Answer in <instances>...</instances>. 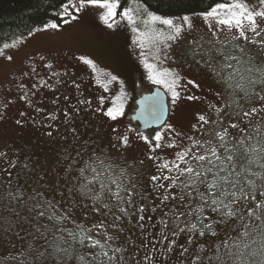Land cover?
<instances>
[{
    "label": "rangeland",
    "instance_id": "1",
    "mask_svg": "<svg viewBox=\"0 0 264 264\" xmlns=\"http://www.w3.org/2000/svg\"><path fill=\"white\" fill-rule=\"evenodd\" d=\"M61 5L52 9L48 21L61 23V18L57 17ZM103 11L89 6L76 14V20L60 29L34 31V28L30 31L32 35L29 32L7 42L16 41V45L0 56V100L7 104L6 108L0 105V152L6 153L0 157V264H20L21 260L27 259L30 245L42 251L61 235L51 227L53 221L47 219L51 211L46 207L45 218H37L35 212H29L36 201H41V196L36 193L42 194L43 201L56 205V215L68 214V219L58 225L60 228L75 232L79 231L77 225H82L101 242L105 241V234L113 237L107 243L112 248L123 249L126 264H192L197 255L201 256L200 264H240L239 248L234 246L232 256L225 255L227 249L222 241L228 240L231 244L236 240L244 231L241 222L233 218L227 225L221 224L215 235L192 237L190 243L187 233L173 237L171 232L175 225L169 223L165 229L162 219L168 220L167 213L174 208L176 201L162 203L165 190L154 186L150 179L158 174L159 163L173 159L175 153L188 144L187 137L208 138L193 129L198 123V115L210 113V105L221 107L228 99L230 90L226 84L217 82L202 65L187 55L191 41L211 38L207 23L196 15L201 11L163 12L147 8L148 12L165 18L191 17L192 27H185L180 38L171 42V48L161 53L159 66L182 77L174 104L168 89L148 79L145 55L149 56V62L154 61L147 48L141 49L137 42L138 33L133 30L134 27L142 32L147 30L141 20H137L134 26L121 19L123 10L117 9L116 23L109 28L101 19ZM142 19H147L146 15ZM150 26L169 31L159 21ZM220 38L224 39V35ZM249 47L255 49L253 45ZM164 52L167 59H163ZM7 56L12 60L9 61ZM81 57L91 59L95 69L84 63ZM110 76H116L117 80L107 84ZM41 81L50 86L41 84ZM155 88L166 92L169 116L162 126L142 130L131 120V114L137 108V100ZM25 92L28 101L22 99ZM189 96L194 99H188ZM236 98L245 110L250 107L239 99V94ZM121 104L122 116L112 120L105 115L109 107ZM225 111L232 113L241 109L233 105ZM257 119L254 118V123ZM235 122V117L226 121ZM241 126L246 127V124ZM157 132L162 136L161 147L153 151ZM124 136L128 137L127 146L120 142ZM142 136H147L153 144L143 140ZM170 144L174 146L169 147ZM97 156L110 166L103 182L111 187L112 192L117 190L116 184L111 182L113 179L127 188L136 186L139 195L134 197L132 205L120 204L107 190L100 200H94L93 197L101 191L99 183L90 185V191L82 190L85 181L81 169H87ZM151 156L160 159H149ZM84 176L91 179L90 170H86ZM17 187L24 191L22 200L27 201L26 204L8 196ZM170 191L177 192L176 189ZM34 195L35 200L30 199ZM120 207L127 208V215L120 213ZM141 207L144 208L142 212L139 211ZM141 215L144 216L142 221L139 219ZM209 219L219 220L220 217L215 213ZM101 224L103 227H93ZM164 231L168 232L169 240H176L171 252L165 251L168 240L161 243ZM63 235L69 244L72 243L66 231ZM252 239L256 240L255 244L251 243ZM239 243L240 248L243 243H248L249 248L244 252L249 253L251 249L259 248L261 239L252 233ZM74 246L78 251L68 259V264H83L78 259L81 255L87 260L92 259L87 246ZM181 246L189 251L184 253ZM217 250L221 260L209 261V257L217 255ZM145 256L152 260H145ZM248 259L260 264L259 256H249Z\"/></svg>",
    "mask_w": 264,
    "mask_h": 264
},
{
    "label": "snow or ice",
    "instance_id": "2",
    "mask_svg": "<svg viewBox=\"0 0 264 264\" xmlns=\"http://www.w3.org/2000/svg\"><path fill=\"white\" fill-rule=\"evenodd\" d=\"M133 4L135 8L123 9L120 14L121 19H126L134 26L137 20H141L144 24L146 31L142 32L138 27H134L133 30L138 33L137 42L141 49L147 48L154 61L149 62V56L145 55V67L149 70L148 79L168 89L174 104L179 96L177 88L182 77L171 69L159 66L162 60L161 53L164 49L171 48V42L180 38L185 27H192L191 17L184 15L177 18H165L148 12L147 8L137 0H133ZM89 6L104 10L101 19L109 28L116 23L120 0H66L57 13V17L61 18L60 24L55 20H50L44 22L42 28H36L34 31L60 29L63 25H69L77 19L76 14ZM144 15L147 19H142ZM196 15L207 23L211 38L207 41H191L187 55L195 63L202 65L204 70L210 73L217 82L226 84L230 92L223 106L210 105L211 112L198 115V123L193 125L197 133L208 138L202 140L199 136L187 137L188 144L175 153L173 159H164L159 163L157 165L158 174L151 176L150 179L154 182V186L165 190L162 193L161 202L176 201L174 208L167 213L168 220L162 219V224L165 229L168 228L169 223L174 224L175 228L171 235L178 237L187 233L190 243L192 237L215 235L216 229L221 224L227 225L235 218L236 221L241 222L244 231L238 234L237 239L231 244L228 240L222 241L227 249L224 254L232 256L231 249L235 246L240 250V264H257L254 259L249 261V256H259L260 264H264V115H262L264 114V0H255L254 3L251 0H219L207 10ZM178 20L184 23L176 22ZM156 21L166 25L169 31L165 32L151 27L150 24ZM222 34L224 39L220 38ZM29 35H32V32ZM15 45L16 41L12 44L4 43L0 47V56L4 55L5 50ZM249 45L255 46V49L253 50ZM142 54H144L143 51ZM7 59L11 61L12 57L7 56ZM80 59L95 69L96 65L91 59L85 57ZM163 59H167L166 52H164ZM115 80H117L116 76H110L107 84ZM97 82L101 81L98 79ZM41 84L50 86L45 81H41ZM19 87L24 86L19 85ZM237 94H239V99H243L250 107L245 110L236 98ZM22 99L29 100L27 92ZM188 99H194V97L189 96ZM81 103L86 102L81 101ZM101 103H103V97ZM0 105L7 107L3 100H0ZM233 105L239 107L241 111L232 113L225 111V108ZM163 110L162 103L154 101L151 106L153 119L158 120ZM105 115L116 120L117 117L123 115V105L109 107ZM213 115L215 119L212 118ZM233 117L237 122L226 123ZM254 118H258L255 123ZM242 124H246V127H242ZM206 125L207 128H205ZM249 129L251 132L248 131ZM141 138L153 144L147 136ZM161 139V133L157 132L154 136L153 151L161 147L159 143ZM120 142L127 146L128 137L124 136ZM168 146L172 147L174 144ZM4 156L6 153L0 152V157ZM149 159L159 160L160 157L151 156ZM86 170H90L91 179L84 176ZM110 170V166L105 165L104 159L97 156L92 164L87 166V169H81V176L85 181L82 183V190L90 191V185L99 183L101 191L93 197L94 200H100L104 190H107L120 204L132 205L134 197L139 195L136 186L127 188L122 184H117L113 179L111 182L116 184L117 190L112 192L111 187L103 182V177L108 176ZM8 183L11 185L10 180ZM171 189H176L177 192L173 193ZM24 195V191L19 187L8 193L11 200H19L26 204L27 201L22 200ZM36 195H40L43 201L42 194L36 193ZM30 199L35 200V195ZM41 201H36L29 208V212H35L37 218H45L44 209L46 207L51 211V214L47 216V219L53 221L51 227L61 235L56 236L53 242L42 251L30 245L26 254L27 259L21 260L20 264H68V259L78 251L74 246L76 244L82 247L87 246L92 255L91 260H87L82 255L78 256L83 264H126L122 254L123 249L112 248L107 243L113 237L105 234V241L101 242L99 238L91 235V230L84 229L82 225H77L79 231L75 232L62 229L58 225L68 219V214L58 216L54 211L56 205ZM103 207L111 210L108 205ZM208 209L218 214L220 219H209L205 215ZM143 210V207L139 209L141 212ZM119 211L127 215L126 207H120ZM184 217H189V219H184ZM139 219L144 220V216L141 215ZM245 220L247 223H244ZM181 224H183L182 227ZM93 227H103V225ZM65 231L71 238L72 243L70 244L63 235ZM252 233L259 236L261 244L259 248H253L246 253L244 249H248L249 244L243 243V247L240 248L239 242L251 237ZM160 240L161 243L168 240V245L165 247L166 252L173 251L176 240H169L167 231L161 233ZM251 243L255 244L256 240L252 239ZM64 244L68 246L64 247ZM152 247L155 248L156 245L153 244ZM181 247L184 253L189 251L187 247ZM95 249L99 251H94ZM201 251H203V245H201ZM221 258L217 250V255L209 257V261L221 260ZM144 259L152 260L150 256H145ZM200 261L201 256L197 255L192 264H200Z\"/></svg>",
    "mask_w": 264,
    "mask_h": 264
},
{
    "label": "trees",
    "instance_id": "3",
    "mask_svg": "<svg viewBox=\"0 0 264 264\" xmlns=\"http://www.w3.org/2000/svg\"><path fill=\"white\" fill-rule=\"evenodd\" d=\"M66 0H0V46L49 20L52 9ZM146 8L163 12L205 11L219 0H137ZM135 8L133 0H120L119 10Z\"/></svg>",
    "mask_w": 264,
    "mask_h": 264
},
{
    "label": "water",
    "instance_id": "4",
    "mask_svg": "<svg viewBox=\"0 0 264 264\" xmlns=\"http://www.w3.org/2000/svg\"><path fill=\"white\" fill-rule=\"evenodd\" d=\"M154 101H160L163 105V111L158 120L153 119L151 115V106ZM138 108L131 116L133 121H138L142 129L162 126L169 116V104L166 92L163 89L155 88L152 92L143 95L137 100Z\"/></svg>",
    "mask_w": 264,
    "mask_h": 264
},
{
    "label": "flooded vegetation",
    "instance_id": "5",
    "mask_svg": "<svg viewBox=\"0 0 264 264\" xmlns=\"http://www.w3.org/2000/svg\"><path fill=\"white\" fill-rule=\"evenodd\" d=\"M137 104V103H136ZM137 108H138V104H137ZM137 108H136V110H137ZM136 110H135V112H136ZM134 112V113H135ZM133 114H131V116H132ZM131 120H132V118H131ZM133 121V120H132ZM133 122H135V123H138L139 125H140V127H141V124L138 122V121H133ZM142 128V127H141ZM142 130H144V129H142ZM146 130H148V129H146ZM214 214L215 213H213V212H211V210L210 209H208V210H206V212H205V215L209 218V216H214ZM209 236L211 235V234H208Z\"/></svg>",
    "mask_w": 264,
    "mask_h": 264
}]
</instances>
